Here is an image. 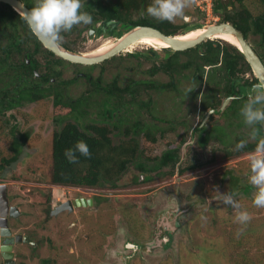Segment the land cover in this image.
Listing matches in <instances>:
<instances>
[{
	"label": "rangeland",
	"instance_id": "1",
	"mask_svg": "<svg viewBox=\"0 0 264 264\" xmlns=\"http://www.w3.org/2000/svg\"><path fill=\"white\" fill-rule=\"evenodd\" d=\"M244 3L248 12L255 17L264 12L259 0H246ZM200 7L204 10L202 11ZM200 7L196 0H188L184 15L172 22L179 26L190 25L192 26L190 29L193 30L195 27L220 22V17H217L213 11H206V3ZM190 29L182 28L177 34L181 36ZM121 32L116 35L107 31L104 34L106 39L100 41L97 39H100L101 35L87 37L88 39L84 37L81 48L75 47L76 50L71 51L92 52L102 44L114 41ZM248 38L257 50V37L250 33ZM76 41L80 42L79 39ZM149 45L152 46L151 43L144 41L132 44L126 51L144 54L129 55L124 61L114 58L93 67L65 63L57 68L59 72L60 70L65 72L59 78L63 83L80 72L91 74L94 79L100 78L105 73L108 81L119 76L124 82L122 85L126 84V79L129 82H137L135 86L138 90L135 97L137 102H150L149 109L152 116L136 104L137 107L132 106L133 115L129 111L127 122L118 124L117 127L115 123L112 125L111 121H104L97 116L100 112L98 107L94 108L97 103L88 106L91 110L86 111L84 123L107 126L112 133L114 145L129 141L130 147H136L135 161L129 166L126 176L121 178V187L111 189L113 187L104 186L99 187L96 192L99 197L102 196L101 205L91 216H97V219L81 216L78 220L75 218L79 226L72 225L73 218L67 215L46 219L42 207L45 191L51 189L42 187L52 184L50 170L53 132L67 122H76L75 118L64 116L65 119L59 121L62 116L56 113L53 97L37 102H26L8 113L0 114V165L4 163L3 158L10 159L12 156L10 148L15 139L10 133V127L16 125L18 132L15 133L18 135L30 133L25 148H17L22 156V162L9 175L10 180H16L9 186L11 201L15 203L14 205L18 203L24 213L23 217L17 220L11 219L12 229L15 233L29 235L39 243L35 251L28 245L17 246L16 250L23 258L22 264H44L43 260H48L47 264H241V253L247 255L249 262H255L258 257L264 260L262 257L264 207H257L253 203L258 189L249 181L252 174L250 154L240 158L232 154L226 156L228 153L226 151L231 149L229 150L225 143L224 146L221 145L225 139L221 134V141L210 140L209 147L205 151L198 150L195 154L196 145L193 143L196 142L195 137L199 135L192 134L189 125L178 127L158 123L160 119L157 118L173 117L175 121L184 122L186 119V123L193 121L185 115V111H188V96H185V93L189 92L193 85L187 78L188 73L185 72L180 78L182 83L178 84L180 87L178 90L171 88L160 92L146 87L144 83L147 82L167 84L171 81L167 74H157L158 76L150 74L149 68L158 66L161 61L149 58V54L152 55L149 53ZM38 60L41 63L38 73L46 72L48 63L44 56L38 57ZM15 62L19 63V58L15 59ZM5 74L3 73L0 78H4ZM252 76L249 73L245 78L251 79ZM176 79L178 80L177 77ZM218 80L223 79L218 77ZM104 83L107 84L105 81ZM89 87V84L80 85L79 82L69 90L71 96L77 98L86 93ZM202 90L204 91V88ZM66 112L69 113V109ZM224 118L226 119V116L219 114L216 121L227 126ZM196 119L197 122L194 121L198 123L203 121L205 116L202 114ZM136 123H140L144 128L139 134L135 133ZM128 127L130 134L126 136L125 130ZM250 127L246 125L244 129L236 130L231 137L235 140L237 135L243 134L246 141L250 140ZM232 128L236 127L232 126ZM152 138L155 142L151 140ZM215 143L217 157L215 152L213 153L216 149L212 148ZM210 147L212 151H209ZM171 149H178L181 156V162L176 166L174 175H170L171 168L155 170L148 174L149 177L145 176L147 174L141 175L138 164L144 165L147 169L154 168L158 165L157 158ZM193 157L201 163L210 162L213 157L214 161L212 164L204 165L200 170L192 172L188 170L183 173V169L196 163ZM5 168L0 169V172L6 170ZM135 172L137 173L134 176ZM137 175H141L139 179L136 178ZM232 176L242 177L244 183H249L253 187L250 192L241 191L233 195L240 205V210L250 213L251 219L245 226L236 220V210L231 205H226L221 195L227 192L232 194L230 188ZM84 196H90V192L88 191ZM164 217L170 220L165 221L166 225L172 222L176 229L172 227L174 231H167L169 235L160 240L156 235L159 233L156 228L162 225ZM243 237L247 244L250 243L246 245L247 249L244 241L241 242ZM0 264H3L1 256Z\"/></svg>",
	"mask_w": 264,
	"mask_h": 264
},
{
	"label": "trees",
	"instance_id": "2",
	"mask_svg": "<svg viewBox=\"0 0 264 264\" xmlns=\"http://www.w3.org/2000/svg\"><path fill=\"white\" fill-rule=\"evenodd\" d=\"M24 1L29 3L34 2V0ZM245 1L246 0H217L214 2L213 11L215 15L220 17L221 22H230L243 33L245 38H247L250 33L256 36L257 51L264 61V12L256 17L253 16L245 8ZM259 1L264 7V0ZM150 3H152V0H88L87 5H89V9L86 12L92 15L94 24L100 20L106 22L117 19L125 30L136 26H151L163 31L167 35H175L180 32L182 28L188 30L192 27L190 25L179 26L172 21H161L148 15L147 7ZM90 25L91 24H81L78 30L79 34L82 31L88 30ZM24 29H27V32ZM30 42H34L35 47L30 46ZM43 52L48 56L55 57V55L46 49L39 39L30 31L25 19L11 6L0 2V76L6 73L4 78H0V114L8 113L23 103L37 102L53 96V104L56 106V113L62 116V118L58 120H64V116H67V118L74 117L76 122H67L60 129L53 132L50 182L58 185L85 187H104L106 185H113L117 187L119 180L126 176L129 166L135 161L136 147H130L129 141L114 145L110 138L111 131L107 126H100L98 123H84L85 110L83 107H88V97L85 98L82 94L74 98L72 96H66L62 91L60 93L55 87H52L51 90H44L41 87L42 84L40 83V79H37L35 74L38 70V64L33 60V55H40ZM20 53L23 59H25L24 55L29 53L28 59L31 60L30 65L27 64L28 59H25L18 66L19 63H16L15 59L17 58L16 54ZM216 56H218V54ZM211 57H214V55L212 54ZM238 58L239 60L244 59V56L237 49H234L233 54L226 53L223 61L226 65L225 75L227 78L237 75L235 67L239 62ZM59 63L63 64L66 63V61L60 59ZM187 65L188 64H183L179 67L170 61L168 66H166L165 72L171 79H174V75L179 72V68L183 70ZM247 65L246 62V70L251 71L250 67ZM47 78L46 75L43 76V80ZM257 82L258 79L254 77L250 85L256 84ZM144 84L148 88L152 89L153 87V84H149V82ZM136 85L137 82L130 81L123 89L108 87V98H110L112 94L114 96L113 102L106 101L102 104L100 103L101 105L94 103L96 104H93L94 108L98 107L100 109L97 116L104 120L111 121L112 125L115 123L116 127L118 124H125L127 122L129 111L130 114L133 115L132 106L137 107L138 105L147 110L152 116L149 109L150 102H137L135 98L138 93V90L135 88ZM250 85L248 82L240 85L239 92H236L234 88L230 89V87V90H226V94L228 95L236 93L240 96L243 95V98H235L228 106L227 110L235 109V105L238 101L248 98L250 91L248 86ZM162 88H168V86L164 85ZM96 89H98V87H96ZM101 98L103 97L100 96V99ZM211 107L215 108V105L213 104ZM67 109H69V113L66 112ZM135 127L136 134H139L140 131L144 129L140 126V123H136ZM15 132H18V127L16 125L10 127V133L15 139L10 148L12 156L10 159L3 158L4 163L0 165V169H4L6 166V170L10 169V167L15 168L22 162V156H20L21 154L18 152L17 148H25V145L30 139V133L27 132L18 135ZM217 133L225 136V139L227 138V142H231V145L234 143L237 145L238 142L245 141L244 147L240 148L239 152L250 153L255 150L259 140L264 139V125L256 126L255 135H253V127L251 126L249 131L250 140L247 141L241 138L240 135H237L234 140V138L231 137L234 135V130L231 128L228 133H226V130L214 129L207 133L205 137H203L202 134L200 135V145L205 147L210 138L217 135ZM125 134L129 136V127L126 128ZM148 137L150 140L149 135ZM79 140L87 142L91 155L83 156L77 152L76 155L79 157L78 161L70 163L65 157L64 152L66 149L73 147ZM151 140L155 142L154 138ZM227 142H225V144ZM180 158V151L178 149L168 150L160 158H157L159 163L155 169L171 168L170 175H173L175 166L179 163ZM193 165L194 164L190 165L191 167L189 166L183 169L182 172L192 169V167H194ZM138 167L141 173H146L150 170L141 164H138ZM230 188L232 195H234L241 191L246 193L247 191L250 192L253 187L249 183H244L242 177L232 176ZM245 233L246 230L244 231V235ZM241 242L245 244V249H247L246 245L250 243L247 244L244 237ZM240 255L242 259L241 264H264V260L260 257H258L255 262H249L245 253H241ZM262 257L264 258V253Z\"/></svg>",
	"mask_w": 264,
	"mask_h": 264
},
{
	"label": "flooded vegetation",
	"instance_id": "3",
	"mask_svg": "<svg viewBox=\"0 0 264 264\" xmlns=\"http://www.w3.org/2000/svg\"><path fill=\"white\" fill-rule=\"evenodd\" d=\"M21 1L24 3V5L28 9H31L32 7H34L38 2L37 0H34L33 3H29V2L24 1V0H21ZM87 3H88V0L87 1L81 0V10L82 11H87L89 9V5H87ZM4 4H6V3H4ZM15 11L17 12V10H15ZM17 13L20 14L19 12H17ZM116 20L117 19H112V20L106 21V22H103L102 20H100L99 22H97L95 24L92 23L90 25V27L88 28V30H85L86 32L83 31L84 33L81 32L80 34H79L78 30H79L81 24L76 25L70 31L62 33L63 40L60 43V45H62L65 48L68 47L67 49L70 48V50H76L75 47L81 48V45L83 42L82 40L84 37L85 38L93 37V36L97 37L98 35H101L100 39H97V41H100L102 39L103 40L105 39L106 35H104V34L107 31H109L110 33H112V32L117 33L118 31L124 32L125 29H123L121 24H120V26H118L116 24L115 25L111 24V22H115ZM108 22H109V24H108ZM119 22L120 21H118V23ZM89 29H93V31H89ZM24 30L27 32V29H24ZM78 39L80 40V42L76 41ZM211 39H213V38H211ZM211 39H207V40L201 42L200 44L196 45L195 47L188 48L185 50H180V51L169 50V51H164L162 54L157 53L156 55H154L152 53V55H151L152 59L155 56L156 59H160L159 61H161V63L158 66H155L154 68H149L151 70L150 74H152L153 76H158V75H161L162 73L166 74L165 69H166V66H168V64L170 63V61L172 63H175V65H177L179 67H181V65H183V64H188L187 67L183 70H181V68H179V72L174 75V79H171V81L169 83H167V84L161 83L160 84L159 82H156L154 84L157 86L155 88L156 91L163 92L166 90H170L171 88L178 90V88H180L178 84L182 83L180 78L183 77L185 72L188 73L187 78L192 83L193 87L189 92L185 93V96H188V103H187L188 111H185L187 113V114L185 113V115L188 118H190V120L193 119V121H190L189 123H186L187 119L184 122L175 121V120H173V118H174L173 117L171 119H165V118L161 119L160 118V120H158V123H166V124L174 125V126H178V127H181L182 125H184L186 127L187 125H189L188 128L192 129V134L197 133L199 135L198 137H195L196 142L193 143L196 145V149L194 150V151H196L195 154H197L198 150L205 151L206 148L209 147V144H210L209 142H211L212 140H220L221 141V139H220L221 136L219 133H217V135L212 136L210 138L211 141L209 140L206 143L205 147H202L200 145V135L201 134L203 137H205L207 135V133H209L210 131H212L214 129L227 130L228 128H232V126L236 127L235 129L232 128V129H234V133H236L235 132L236 130L245 128V126L247 124L244 122V119H243V116H242L240 110H241L242 106L244 105V103L246 102V100L238 101L237 104L235 105V109L227 110L228 106L232 103V101L235 100V98H239V99L243 98V95L240 96V95H238V93L233 94V95H228V94H226V92H227L226 90L227 89L230 90V89L234 88V90L237 92L239 90L240 85H243L246 82H248L250 85V83H252V80L254 79V77H256L252 68L248 64L247 60H245V58L239 60V58H238L239 62L237 63V66L235 67L237 75H234L232 77L227 78L225 75L226 65H225L223 59H224L227 52L229 54H233L235 48H233L232 46L222 42V41H224L222 39H220L222 41H215L217 39H213V40H211ZM248 39L249 38L247 37V40ZM114 41H117V39H114ZM137 42H139V41H137ZM29 45L32 47H35L34 42H30ZM149 47L156 48L154 45H152V46L149 45ZM126 50H127V48L124 49L123 51H121L119 54H117L111 58H108V59H106L100 63L94 64V65H83V66L93 67L96 65H102L103 63H107L110 60H113L114 58H116V60L124 61V59H127L126 57L130 55L129 51H126ZM80 53H84V52H80ZM257 53H258V51H257ZM136 54L142 55L143 53L137 52ZM212 54L214 55V57H211ZM217 54H218V56H216ZM28 56H29V53H26L24 55L25 59H28ZM43 56H44V59L46 60V62L48 63V66H47L48 70L46 69L47 70L46 72H42L40 74V73H38V70H39V67H41V63H39L40 61L38 60V57H43ZM16 57H17L16 59L19 58V60H20V62L18 64V66H19L22 63V61H24L25 59L22 58L21 53L16 54ZM160 57H162V58H160ZM33 58H34L33 60H35L38 64V70L35 72L36 77H37V79H40V83L42 84L41 87L44 90L45 89L51 90L52 87H55L57 89V91H59L60 93L62 91V93H65L66 96L71 97V92L69 90L71 86H73L74 84L79 83V82H80V85H82L83 83L89 84L90 85L89 89L86 91V93L83 94V96L85 98L86 97L89 98L88 99V101H89L88 106H90L93 103H97V104L101 103L102 104L103 102H106V101L113 102L114 96L112 94L110 95V98H108V93H109L107 91L108 87L123 89V87L127 83H129V80L126 79V81H125L126 84L122 85L124 82L121 81L119 76L113 78L111 81H108L105 73H103L100 78L94 79V77L91 74H85V73H81V72L78 73L75 77H72L70 80L65 81L63 83V80H59V78L61 76H63L65 72H63L62 70H60V72H59L57 70V68H59L60 65L65 64V63H63V64L59 63L60 59H62V58L58 57L57 55H55V57L48 56L44 52L40 55H33ZM64 61H66V60H64ZM246 62L248 64L247 66L250 67L251 71L246 70ZM262 62L264 64L263 60H262ZM66 63L76 65V66L82 65V64L71 63L68 61H66ZM27 64L30 65L31 60L28 59ZM118 66L122 67L120 64H118ZM249 73L253 75L252 78L251 79H249V77L245 78V75L249 74ZM45 75L48 78L43 80V76H45ZM176 77L178 78V80L176 79ZM218 77L222 78L223 80H218ZM72 81H74V82H72ZM104 81L107 84H105ZM258 82H259V80H258ZM164 85L168 86V88H162V86H164ZM253 85H255V84L248 86L250 88V90L252 89ZM96 87H98V89H96ZM229 87H230V89H229ZM202 88H204V91L202 90ZM249 93H250V91H249ZM100 96H102L103 98L100 99ZM51 97H53V96H51ZM213 104L215 105V108L211 107V105H213ZM205 106H207V107H205ZM83 108L85 110L84 116L86 117V111L88 109L91 110V108H88L87 106H84ZM202 114L205 116V119L203 121H199L198 123H195V121L197 120L196 118H198V117L200 118V116ZM219 114H223V116H226V119L225 118L224 119H225V123L227 124V126H223L224 125L223 122H222L223 125H221L220 122L216 121V118ZM229 120H232V121H229ZM104 121H107V120H104ZM195 124H196V126H194ZM170 129H177V128H170ZM202 130H205V131H202ZM249 131H250V129H249ZM214 133H215V131H214ZM111 135H112V133L110 134V138H111ZM125 135L128 136L127 134H125ZM239 135L241 136V138H244L243 134H239ZM249 137H250V135H249ZM227 141H228L227 138L224 139V142L221 145L224 146V143ZM189 144H191V143H189ZM233 146H236V144L234 143ZM233 146L231 145V142L226 143V147H229V150L231 149L230 151H228V150L226 151V152H228L226 154V156L232 154L234 157L240 158L241 156H243L245 154H251L252 153V152L240 153L239 149L237 147H233ZM197 147H198V149H197ZM212 148L216 149V151H213V153L215 152L216 157H217L218 151H217L216 143L213 145ZM234 149H236V150H234ZM218 150H220V149H218ZM209 151H212L211 147H210ZM214 157L211 159L210 162H207V163L197 162V160L193 157V160L196 163H194V165H193L194 167H192V169H190V171L192 172V171L200 170L204 167V165L212 164L214 161ZM179 162H181V158H180ZM15 168L10 167V169L3 170L2 172H0V185L5 184L7 186V196H8V200H9V205H10V207H13V209H14L12 211V213H11V211H9L7 214V218H6L7 219V227L0 226V256L2 257L3 264H6V259L4 257V253L2 251L3 245H11L12 246V253H13L12 263L13 264H22L21 260H23V258L21 257V255L16 250V249H18L17 248L18 245H22V246L28 245V246L32 247L33 251L37 250L39 247V243L37 240L33 239L29 235H24L22 233H15V231L12 229V226H11V219L17 220V219L23 217V215H24L23 211H21L20 206H18L19 204L17 203V205H14L15 203L13 201H11L12 195H11V193H9V191H10L9 186L14 181H16V180H10L9 175H11L10 173L13 172L15 170ZM155 168L156 167L151 168L148 172L141 173V175L147 174L145 176H148L149 173H151L155 170L166 169V168H160V169H155ZM136 173L137 172L134 173V176L136 175ZM141 175H137L136 178H138ZM173 175H174V173H173ZM120 183H121V179L118 182V186L114 187L112 185L111 187H113V188H111V189L120 188L122 185ZM48 185L49 186H43L42 187V188H51V189L46 190V191L44 190L45 191V199L43 201L44 204L42 205V207L45 210V218L46 219L59 218L61 216L67 215L68 217L73 218V220L71 222L72 225H76V224L78 225L77 220L81 216L84 218L85 217H88V218L91 217L94 219L98 218L97 216H91V215H94L96 213V211L100 208V205H101V197L102 196L99 197L96 194V192L99 190V187L58 185V184H54V183L48 184ZM106 186H108V185H106ZM88 191L90 192V196H88V197L84 196V194L87 193ZM53 199H55L54 200L55 202L53 201ZM56 201H57V203H56ZM75 218H77V220ZM173 219H175V218H173ZM165 221L169 222L170 220L164 217V219H162V225L158 226L156 228L159 231V233H157L156 235L158 237H160V238H158L160 240L169 235L167 233V231H174L176 229L174 227V224H172V222H171V224L169 223L168 225H166L167 223H165ZM172 227L174 228V230H172ZM3 230L4 231L9 230L11 232V234L8 236H2L1 232ZM19 235L30 237L31 242L26 243L24 241H18L17 237ZM163 243L164 242H162V244ZM127 245H129V243H127ZM43 263L47 264L48 260L47 261L43 260Z\"/></svg>",
	"mask_w": 264,
	"mask_h": 264
},
{
	"label": "clouds",
	"instance_id": "4",
	"mask_svg": "<svg viewBox=\"0 0 264 264\" xmlns=\"http://www.w3.org/2000/svg\"><path fill=\"white\" fill-rule=\"evenodd\" d=\"M215 1L217 0H196V3L199 7L200 5H204L206 3V11H213ZM186 7H188V0H152V3H150L147 7V14L161 21H173L176 18L184 15ZM200 9L202 8L200 7ZM203 10L204 9H202V11ZM25 22L28 25L30 31L38 39H40L41 41H48L52 44L59 45L63 40V32L70 31L74 26L79 24H92L93 17L90 13L81 10V0H38L37 4L30 10H28L25 14ZM116 22L118 21L116 20L115 22H111V24L115 25ZM219 23L227 22H221L220 19ZM194 29H196V27ZM89 31H93V29H89ZM125 31H122L120 35L115 39L121 40L119 37L126 34ZM118 33L119 31L117 33L114 32V34L116 35ZM112 36L115 37L114 35ZM245 39L247 40V38ZM215 41L222 40L217 39ZM222 42H225L226 44L232 46L242 54V52L237 47L226 41ZM248 43L252 46L249 41ZM252 48L254 49L253 46ZM163 52L164 51H153V47H150L149 50V53H153L154 55H156L157 53L162 54ZM255 52L257 53L256 50ZM136 53L134 51L129 52L131 56H140V54ZM145 53H147V51ZM149 55V58L152 59L151 54ZM156 87L157 86L153 85L152 89L156 90ZM240 111L243 116L244 122L247 125L253 127V135H255L256 126L264 125V81H259L255 85H253L248 95L247 101L244 103ZM244 145L245 141H240L237 143L236 147L240 149L243 148ZM77 152H79L80 155L83 156L91 155L89 146L84 140H79L73 147L66 149L64 155L70 163H75L79 159V157L76 155ZM177 165L178 164H176V166ZM250 167L252 174L249 177V181L258 189V191L254 195L253 203L257 207H264V139L259 140L255 150L250 154ZM221 195L223 197V202L226 205H231L236 210V220L242 226H245L251 219L250 213L246 210H240V205L234 199L232 194H229L227 192L221 193ZM242 230L243 229L241 228V231Z\"/></svg>",
	"mask_w": 264,
	"mask_h": 264
},
{
	"label": "water",
	"instance_id": "5",
	"mask_svg": "<svg viewBox=\"0 0 264 264\" xmlns=\"http://www.w3.org/2000/svg\"><path fill=\"white\" fill-rule=\"evenodd\" d=\"M2 3H6L13 7L17 12H19L24 18L25 14L27 13L28 9L24 3L21 0H0ZM116 25L120 26L118 22H116ZM202 27V26H200ZM196 27V28H200ZM187 32V31H186ZM126 34L123 36L119 37L121 41L115 49L112 51L108 52L105 55L94 57V58H89L85 57L84 53H77L74 51H71L69 49L64 48L62 45H55L52 44L48 41H39L43 44V46L57 55L58 57L62 58L63 60H66L71 63H76V64H82V65H94L97 63H100L108 58H111L117 54H119L121 51L124 49L128 48L132 44L136 43L137 41H140L144 37H153L160 39L168 44H170L169 48H154L153 51H180V50H185L188 48L195 47L196 45L200 44L201 42L211 39L212 36L218 35V34H231L233 35L237 41L240 43L242 50V54L246 58L248 64L252 68L255 76L258 78L259 81H264V64L260 58V56L255 52V50L252 48V46L248 43V41L245 39L243 33L239 31L234 25L231 23H219V24H212L207 26L206 32L200 36L198 39L194 41H189V42H183L180 41L177 38L180 34H175L173 36L167 35L161 30L150 27V26H137V27H131L129 29H126L125 31ZM13 207H10L9 205V200L7 196V186L5 184L0 185V226L2 227H7V214L9 211H13ZM11 232L9 230L7 231H2L1 235L2 236H8L10 235ZM18 241H24L26 243H30V237L27 236H21L19 235L17 237ZM2 251L4 253V257L6 259V264H13L12 263V258H13V253H12V246L11 245H3L2 246ZM10 260V261H9Z\"/></svg>",
	"mask_w": 264,
	"mask_h": 264
},
{
	"label": "bare ground",
	"instance_id": "6",
	"mask_svg": "<svg viewBox=\"0 0 264 264\" xmlns=\"http://www.w3.org/2000/svg\"><path fill=\"white\" fill-rule=\"evenodd\" d=\"M206 29H207V26H202L200 28H196L194 30L188 31V32L182 34L181 36L177 37L176 39L183 41V42L194 41V40L198 39L200 36H202L206 32ZM211 38L222 39V40L232 44L233 46L237 47L238 49L242 50L240 43L231 34H227V33L223 34L222 33V34L212 36ZM123 39L102 44L98 49H96L92 52H89V53H84V55H85V57H89V58H94V57L105 55L108 52L115 49L117 47V45L121 41H123ZM140 41L151 43L156 48H164L165 49V48L170 47V44H168V43H166L160 39L153 38V37H144Z\"/></svg>",
	"mask_w": 264,
	"mask_h": 264
}]
</instances>
